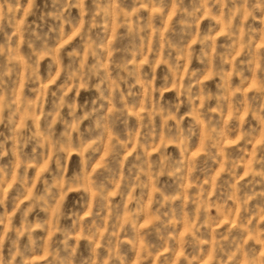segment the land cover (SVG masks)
Instances as JSON below:
<instances>
[{
    "label": "clouds",
    "instance_id": "9594fccd",
    "mask_svg": "<svg viewBox=\"0 0 264 264\" xmlns=\"http://www.w3.org/2000/svg\"><path fill=\"white\" fill-rule=\"evenodd\" d=\"M0 37V264H264V0H0Z\"/></svg>",
    "mask_w": 264,
    "mask_h": 264
},
{
    "label": "rangeland",
    "instance_id": "374dc122",
    "mask_svg": "<svg viewBox=\"0 0 264 264\" xmlns=\"http://www.w3.org/2000/svg\"><path fill=\"white\" fill-rule=\"evenodd\" d=\"M37 3H38V6L39 7H43V0H37ZM50 7V5H49ZM73 12V15H78V10L76 9H73L72 10ZM144 15H147V13H144ZM32 19H34L33 17H29V21H31ZM209 24V21L207 19H204L202 22H201V29H206L207 26ZM110 38V37H109ZM2 37H0V42H2ZM220 40H222L223 38H219ZM76 43L75 40H73L69 45H67L66 47L70 49L71 45ZM23 50H26V46H24V49ZM48 63V60L46 59L45 61L42 62L41 64V70L43 72L46 64ZM198 65H196V62L193 61L192 63V67H197ZM162 71V70H161ZM54 87V86H53ZM25 94L26 95H29L31 96L30 93L27 92V90L25 91ZM90 95V94H85V93H81V101H83V99L87 98V96ZM174 98V91L173 92H167L165 93V99H172ZM186 111V109H181V114H183L184 112ZM251 117H249L250 119ZM187 119H190V117H187ZM87 123V122H85ZM0 130H3V129H0ZM5 134L7 135V132H5ZM28 151H30V147L29 149H27ZM253 150V146L252 145H249V151H252ZM169 151L176 154V150L173 148V147H169ZM196 149L194 148L193 149V152H195ZM256 158L257 159H260L261 160V164L260 165H253L254 168H256L257 170H261L262 168H264V149H262L260 152H258L256 154ZM99 161H97L98 163ZM79 167V157L73 153L65 162V168H66V171H65V178H68L72 175L73 173V170L74 169H78ZM217 170H218V166H217ZM33 171V174H35V169L32 170ZM245 171V168L242 166L241 169H240V174L243 175V172ZM226 177L222 175L221 177V182L225 179ZM260 177H256L255 180H259ZM249 181H252V184H255V181H253V178L251 176H248V177H245V179L243 181H241L242 184H248ZM161 184L164 185V184H167L169 185L168 187V191L169 193H172L174 190H175V187L172 185V182L169 181L167 179V177H164L162 178V181H161ZM41 187V185H37V188ZM262 188H264V186H261V185H255L254 189L252 188V185L249 186V189H245V190H255L257 192L261 191ZM79 196H80V193H77V192H70L68 197H67V206L68 207H71L73 205V203L79 199ZM117 200L119 199L118 197L116 198ZM260 202V198L258 197L256 200H253L252 202H250V208H254L256 206V204ZM131 207V206H130ZM0 211H2V209H0ZM9 211H11V208L9 207ZM212 214L215 215L216 212H215V209H212ZM37 216V213H33L32 216L30 217V219H35ZM39 216L42 218L43 217V213H39ZM18 219V217H17ZM145 219H147V217H145ZM70 223V222H69ZM256 223V220H253V224ZM228 227L227 224H223L221 225L220 227V231H223L225 230L226 228ZM261 227H264V224L261 225ZM179 228H180V231L183 232L184 231V226L183 225H179ZM250 243H252L250 241ZM257 247H259V245H257ZM79 252L82 253L83 255L87 256L88 255V251H87V248L85 246V242L84 241H81L80 243V248H79ZM129 255H131V253H129ZM48 259L47 257V253L46 252H40L36 255H34L33 257H31V260H32V264H46V260Z\"/></svg>",
    "mask_w": 264,
    "mask_h": 264
}]
</instances>
